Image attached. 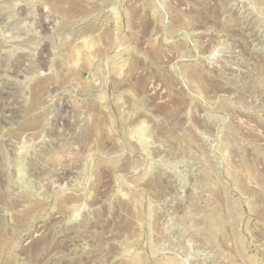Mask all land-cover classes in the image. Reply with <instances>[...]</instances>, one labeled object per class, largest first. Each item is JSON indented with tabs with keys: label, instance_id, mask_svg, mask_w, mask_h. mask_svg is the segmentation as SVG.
<instances>
[{
	"label": "rangeland",
	"instance_id": "374dc122",
	"mask_svg": "<svg viewBox=\"0 0 264 264\" xmlns=\"http://www.w3.org/2000/svg\"><path fill=\"white\" fill-rule=\"evenodd\" d=\"M0 264H264V0H0Z\"/></svg>",
	"mask_w": 264,
	"mask_h": 264
}]
</instances>
